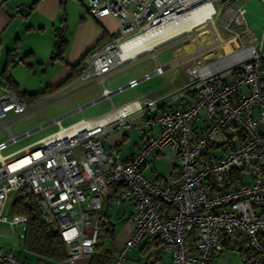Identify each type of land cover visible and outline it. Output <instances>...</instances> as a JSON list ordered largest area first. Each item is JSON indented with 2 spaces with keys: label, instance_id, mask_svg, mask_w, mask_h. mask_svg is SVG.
<instances>
[{
  "label": "built area",
  "instance_id": "built-area-1",
  "mask_svg": "<svg viewBox=\"0 0 264 264\" xmlns=\"http://www.w3.org/2000/svg\"><path fill=\"white\" fill-rule=\"evenodd\" d=\"M83 1L93 19L113 17L118 27L115 35L85 54L75 81L97 80L101 97L110 100L154 74L164 76L165 69L156 62L150 72L113 90L104 85L105 75L143 53L156 54L187 37H205L181 63L191 80V99L152 113L161 100L135 98L119 107L112 104L113 110L123 111L119 117L108 115L97 122L80 119L62 126L57 117L55 131L8 154L2 151L31 131L16 135L12 120L3 123L8 137L0 141V222L8 223L12 232L16 227L24 230L27 216L9 218L6 208L30 195L43 221L55 226L67 246L62 262L38 264H77L81 258L97 264L103 252L98 249L100 237L110 230V222L93 214L103 208L111 187L120 184L113 201H132L135 210L133 229L113 264H124L126 251L140 243L148 264H264V52L247 25L244 4ZM4 2L0 0V7ZM209 23L217 34L207 29L196 33ZM227 41L231 47L224 49ZM149 42L152 49H144ZM210 55L217 58L207 61ZM227 55L233 57L229 62ZM12 62L22 64L24 59L12 53ZM27 110L23 95L0 84V119H17ZM199 117L203 126L194 124ZM116 126L143 138L124 160L115 145L103 144L108 128ZM225 129L232 130L227 140L216 143L214 136ZM235 136L239 142L233 141ZM209 144L222 148L215 158H206ZM167 150L176 159L175 172L147 174L148 158ZM0 264L28 263L0 245Z\"/></svg>",
  "mask_w": 264,
  "mask_h": 264
},
{
  "label": "crops",
  "instance_id": "crops-1",
  "mask_svg": "<svg viewBox=\"0 0 264 264\" xmlns=\"http://www.w3.org/2000/svg\"><path fill=\"white\" fill-rule=\"evenodd\" d=\"M33 1L34 0H5L0 7V64H2L0 76L3 81L2 84H4L3 72L5 71L10 80L17 85L20 92L29 94L42 92L46 89L52 90L50 94L38 97L36 101L44 97L49 98L52 95H58V93H60L59 90L72 88L73 86L87 87L88 89L84 97L79 101L67 105L59 104L56 107H50L45 113L31 115L30 123L27 125L28 127L34 128L38 125L47 123L46 121L51 117H56L71 111L70 108L74 109L73 107L76 105H85L87 101L95 100L96 97L101 96V84L96 87H89L94 82H98L97 80L84 82L75 81V79L70 81L68 79L71 75V67L81 63V61L82 65H84L83 58L91 48L116 34L118 21L109 16L102 17L98 20L93 19L88 13L85 1L78 0L83 6V12L80 14V18L77 22H74L73 19V23L70 24L66 16L67 0H38L35 4ZM247 1L248 0H233L232 4H244V6H246L245 4ZM245 19L261 51L264 52V20L258 22L246 17ZM49 28L50 31H48ZM215 31V34H217L216 28L214 31L209 30V32L213 33ZM61 33L63 34L65 43L58 54V58L44 67L43 63L47 60L48 55L52 51L58 49V36ZM221 34L222 33H220V35ZM193 50L194 47L190 49L191 52H193ZM190 51L188 53L180 52L181 60L188 58L187 55L190 56ZM158 52H156V54L143 53L144 55L141 54L138 59L145 56H152L154 58V63L149 70L151 71L156 62L160 63L157 58ZM12 53L24 59L25 66L29 69L28 74L32 73V78H35V86H27V82L23 79H19L18 74L12 68V70L8 69L12 62ZM130 64L120 69L124 70ZM164 69V76L154 74L148 79L139 81L134 87L124 88V91L126 89L131 90L130 95L125 99L119 97L117 98V102L113 101V94L110 100L102 98L107 100V102L101 105L97 112L93 115L82 116L79 119H89L97 122L112 114V118H117L121 114L120 109L113 110L111 108L112 104L119 107L135 98L144 99L147 97L161 100L163 102L161 107L152 110V113L168 110L180 102L184 103L190 100L191 93L189 89L192 84L181 64L176 61L174 64L171 63V65L165 66ZM145 72H148V70L125 72L119 78L111 80L113 75L112 72L105 75L103 82L106 88L113 90L118 86H125L131 79L140 78ZM34 103L36 102L28 104V110L25 115L33 112ZM194 124L195 126H203L201 117L196 118ZM6 137H8V135ZM3 140L6 139L0 138V141ZM142 142L143 138L140 134L133 129H124L121 126L108 128L107 138L105 137L103 139V144L106 147L112 145L117 147V154L121 160L128 158L136 152ZM168 155L169 151L165 154L151 155L145 167L146 173L149 175L171 176L176 170L174 166L176 159L174 158L173 160L169 158ZM103 210L106 216H98L95 214L93 218H107L110 222V230L102 233L98 249L110 251L114 257L115 253H117L115 251H119V249L122 248L133 229L131 216L135 210V205L132 201H124L116 204L113 200H107L103 206ZM117 225L120 226L118 230H116ZM138 247L142 249V243H140ZM23 259L28 264L39 263L34 256L30 258L25 257ZM88 263V258H81L77 261V264Z\"/></svg>",
  "mask_w": 264,
  "mask_h": 264
},
{
  "label": "rangeland",
  "instance_id": "rangeland-1",
  "mask_svg": "<svg viewBox=\"0 0 264 264\" xmlns=\"http://www.w3.org/2000/svg\"><path fill=\"white\" fill-rule=\"evenodd\" d=\"M245 5H246L245 6L246 11H247L246 15H245L246 18H250L251 20L258 21V22H261L262 20H264V4H262L260 2V0H248ZM82 12H83V6L81 5V3L78 0H67L66 1V16H67V21L70 24L73 23V19H74V22H77L78 19L80 18V14ZM206 29L208 31L209 30H211V31L215 30L214 26H212V24L209 23V24L205 25V28L196 29V33L199 32L200 34L201 33L204 34ZM48 31H50V28L48 29ZM215 33H216V31L214 32V34ZM204 39H205V37L196 38V37L192 36L191 38L187 37V38L182 39L180 41L167 44L157 53V58L159 59V61L163 67H165L167 65H171V63L174 64L176 61L181 64L182 60H181L179 53L180 52L181 53H185V52L188 53L191 48H193V47L196 48V46L199 45V42L203 41ZM230 47H231L230 41L224 42V49H228ZM196 49H198V48H196ZM226 53H228V52H226ZM142 55H144V54H142ZM187 56L189 57V55H187ZM215 58H217V56L210 55V56L206 57V60L209 61V60H212ZM226 58H227L226 62H229L232 60L233 57L227 55ZM0 62H1V60H0ZM45 62H46V60L44 61V63ZM44 63H43V65H44ZM153 63H154V58L152 56H145L141 59L134 61L133 63L128 65L127 68L124 70L120 69V70L114 71L113 75L111 77V80H115V79L119 78L125 72H140L143 70H148V72H150L149 70L152 68ZM12 64L13 63L11 62L10 66L8 68L9 70L13 69L18 74L19 79H23L27 82V86H35V84H36L35 78H32V76H33V75H31L32 73L28 74L29 69L27 68V66H25V61L22 64H13V65ZM1 70H2V64H0V73H1ZM94 80L95 79H92L90 81H94ZM2 82L3 81H2V78L0 76V84H2ZM99 84L100 83H98V82H94L89 87L90 88L96 87ZM86 90H88L87 87L83 88L80 86H73L72 88H67V89H63V90L61 89V90H59L60 93H58V95H55V96L52 95L49 98L44 97L43 99L38 100L39 102L35 101L36 103H34L33 112H31L27 115H23L17 119H14L11 116L1 118L0 119V138L7 139L6 136L8 135V131L5 128L1 127V125L3 123L12 120V128L11 129H12L13 133L16 135H21L25 131L33 129V127H28V125H27L30 123V120H31L30 116L31 115H36L38 113H45L48 111V109L50 107H56L59 104L67 105V104H72L76 101H79V100H81V98L84 97ZM123 91H121L122 93L117 92L116 94H113V101L117 102V98L121 97V99H125V98H127V96L130 95L131 90L126 89L124 92ZM99 97L100 96L96 97V99ZM88 102H90V101H87V103ZM105 102H107V100L100 99L97 102L89 104V105L85 106L84 108H82V109H80V110H78V111H76V112H74L68 116L62 117L60 119V123L62 126H67L69 124H72V123L80 120L79 118H81L82 116L93 115L95 112H97L100 109L101 105H103ZM37 103H39V104H37ZM77 107H79V105L78 106L76 105L73 108L75 109ZM70 109L73 110L72 108H70ZM62 115L63 114H60L56 117H51L46 122L52 121L55 118L60 117ZM57 128H58V125L55 122H52L51 124L41 128L39 130L32 132L30 135L21 137L17 142L10 144L6 149H4L2 151V154H8L14 150H17L23 146H26L32 142H35V141L39 140L40 138L44 137L45 135L49 134L50 132H52L53 130H55ZM231 131H232L231 129H225L220 134H216L214 136L215 142L219 144V143H223L224 141H226L227 140L226 136L229 135V133ZM233 141L239 142V137L235 136ZM221 150H222V148H220V147L215 149L217 154H219ZM167 152H168V150L166 151V153ZM8 208H9V206H7V208H6V213L9 216V218H13L14 215H11ZM119 227L120 226L117 225L116 230H118ZM23 234H24V230L22 228L16 227L14 229V232H12V229L8 223L0 222V245L2 247H4L5 249H7L8 251H10L11 253L19 255L22 258L33 257L31 254L24 251L21 247L22 240H23ZM115 252L118 253V251H115ZM117 253H115V256L117 255ZM148 261H149L148 253L143 251L142 249H140V247H138V246L132 247L131 249L127 250L125 253L124 264H148Z\"/></svg>",
  "mask_w": 264,
  "mask_h": 264
},
{
  "label": "trees",
  "instance_id": "trees-1",
  "mask_svg": "<svg viewBox=\"0 0 264 264\" xmlns=\"http://www.w3.org/2000/svg\"><path fill=\"white\" fill-rule=\"evenodd\" d=\"M38 0H34L35 4ZM65 43V39L63 38V34L61 33L58 36V46L57 50L60 53L61 48ZM83 65L81 63L71 67V75L68 80H73L75 77L79 75L82 71ZM4 78V86L15 90L26 98L28 104L33 103L37 100L38 97L50 94L52 90L46 89L42 92L38 93H23L18 90L17 85L12 82L9 76L3 72ZM239 133V132H238ZM218 148V145L209 144L208 153H206V158L211 159L215 158L217 152L215 149ZM120 184L113 185L111 187V195L108 201L113 200L116 192L121 188ZM26 202L22 199H14L9 205V212L11 215H25L27 216V223L24 229L23 240H22V249L32 256L36 258L37 261H46L49 263H59L62 262L67 254V246L62 241L61 237L58 234L55 226L51 224H47L43 221L41 217V211L39 205L35 202L32 196L28 195L26 198ZM109 206V205H108ZM98 216H106L103 208L95 212L93 215ZM99 247V245H98ZM23 259V258H22ZM24 260V259H23ZM97 264H113V256L110 251H103L101 255L98 257Z\"/></svg>",
  "mask_w": 264,
  "mask_h": 264
},
{
  "label": "water",
  "instance_id": "water-1",
  "mask_svg": "<svg viewBox=\"0 0 264 264\" xmlns=\"http://www.w3.org/2000/svg\"><path fill=\"white\" fill-rule=\"evenodd\" d=\"M58 54H59V52H58L57 49L54 50V51H52V52L48 55V58H47L46 62L44 63V67L47 66L48 64H50V63H51L52 61H54L55 59H57V58H58ZM102 98H103V97L100 96L99 98H97V99H95V100H92V101L86 103L85 105H81V106H79V107H77V108H75V109H73V110H71V111H69V112L63 114V115L60 116L59 118H62V117L68 116V115H70V114H72V113H74V112H76V111H78V110L84 108L85 106H87V105H89V104H92V103H94V102H96V101H98V100H100V99H102ZM52 122H53V120H52V121H49V122H47V123H44V124H42V125H39V126L33 128V129H31L30 131H31V133H32V132H34V131H36V130H39V129H41V128H43V127H45V126L51 124Z\"/></svg>",
  "mask_w": 264,
  "mask_h": 264
},
{
  "label": "bare ground",
  "instance_id": "bare-ground-1",
  "mask_svg": "<svg viewBox=\"0 0 264 264\" xmlns=\"http://www.w3.org/2000/svg\"><path fill=\"white\" fill-rule=\"evenodd\" d=\"M144 49H152V43L151 42H149L148 44H145V46H144ZM120 113L122 114L123 113V111H120ZM113 115V114H112ZM119 115V114H118Z\"/></svg>",
  "mask_w": 264,
  "mask_h": 264
}]
</instances>
